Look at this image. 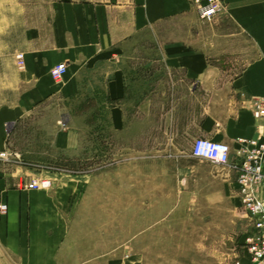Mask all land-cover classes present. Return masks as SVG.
I'll use <instances>...</instances> for the list:
<instances>
[{"label": "crops", "instance_id": "0c3cea01", "mask_svg": "<svg viewBox=\"0 0 264 264\" xmlns=\"http://www.w3.org/2000/svg\"><path fill=\"white\" fill-rule=\"evenodd\" d=\"M219 1L225 11L211 20L225 17L232 37L251 44L240 61L201 45L199 32L162 41L156 27L194 15L192 0H0V149L49 102H84L85 113L70 114L57 132L58 150L76 151L82 133L100 130L120 151L138 155L134 167L146 163L147 152L164 153L165 190L227 198L243 211L237 172L190 156L197 138L227 143L232 162L242 140L264 141V119L253 112L264 96V0ZM60 63L67 70L55 80L51 70ZM93 117L100 128L89 124ZM124 160L114 161L117 176ZM44 175L28 162L0 160V203L8 206L0 214L4 264H63L72 217L82 198L93 206L103 181L86 173L52 178L50 189L23 187ZM260 196L264 201V185ZM237 264L256 263L244 247Z\"/></svg>", "mask_w": 264, "mask_h": 264}, {"label": "rangeland", "instance_id": "374dc122", "mask_svg": "<svg viewBox=\"0 0 264 264\" xmlns=\"http://www.w3.org/2000/svg\"><path fill=\"white\" fill-rule=\"evenodd\" d=\"M213 20L201 19L195 12L186 20L162 23L156 29L164 31L162 41L194 37L199 32L201 45L226 51L221 54L225 60L245 59L252 49L248 39L232 37L237 33L225 17ZM84 113V102L53 100L8 140L22 161L37 166L51 181L86 173L103 178L93 190V206L86 207L84 198L78 204L63 264H237L245 247L244 235L252 231L250 220L230 199L181 197L165 190L164 153L147 152L141 156L146 163L134 167L133 157L138 155L120 151L100 130L82 133L76 151L58 150L54 145L57 132L66 130L70 114ZM89 124L103 125L100 117L89 119ZM159 141L163 145V134ZM120 159H125L119 163L124 171L117 176L114 161ZM149 174L161 177L150 182ZM155 183L161 188H154ZM4 259L0 249V264Z\"/></svg>", "mask_w": 264, "mask_h": 264}, {"label": "built area", "instance_id": "2783aa9c", "mask_svg": "<svg viewBox=\"0 0 264 264\" xmlns=\"http://www.w3.org/2000/svg\"><path fill=\"white\" fill-rule=\"evenodd\" d=\"M192 4L199 17L204 20H211L225 11V6L219 0H192ZM16 59L22 66L23 55L17 54ZM66 70L67 64L60 63L51 70V76L55 80H60ZM253 112L257 118L264 119V96L255 102ZM241 145L239 159L232 162L231 149L227 143L197 138L190 156L237 172L238 198L242 210L252 224V231L247 235L244 244L251 261L259 264L264 260V201L260 196V189L264 185V141L242 140ZM21 159V154L6 141L4 148L0 149V160L14 163L20 162ZM23 187L33 190L50 189L52 181L34 178L24 183ZM7 210L8 206L0 203V214H5Z\"/></svg>", "mask_w": 264, "mask_h": 264}]
</instances>
